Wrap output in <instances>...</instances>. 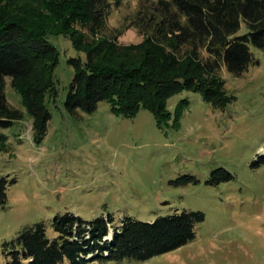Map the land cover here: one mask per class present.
Here are the masks:
<instances>
[{
    "label": "rangeland",
    "instance_id": "obj_1",
    "mask_svg": "<svg viewBox=\"0 0 264 264\" xmlns=\"http://www.w3.org/2000/svg\"><path fill=\"white\" fill-rule=\"evenodd\" d=\"M42 1L23 0L20 6L41 11ZM140 9V0H122L121 7H113L104 35L117 36L122 45L142 42ZM246 32L243 26L241 34ZM49 41L59 61L56 96L48 102L52 119L41 142L34 139L33 119L21 94L6 78L7 100L23 118L0 127L5 137L0 140V178L8 180L7 200L0 202V264H7L4 242L24 229L43 223L54 237L57 215L72 213L91 221L110 214L115 222L125 217L154 222L183 211L205 214L193 241L144 262L106 264H264V160L253 166L264 156V52L252 47L260 64L240 77L221 69L225 90L236 97L225 109L200 93L184 91L169 99L171 118L160 128L145 108L131 118L115 114L108 102L92 114L69 113L65 102L75 71L68 61L86 55L65 36ZM183 100L189 104L180 110ZM218 168L234 179L209 185ZM184 176L199 183L175 184Z\"/></svg>",
    "mask_w": 264,
    "mask_h": 264
},
{
    "label": "trees",
    "instance_id": "obj_2",
    "mask_svg": "<svg viewBox=\"0 0 264 264\" xmlns=\"http://www.w3.org/2000/svg\"><path fill=\"white\" fill-rule=\"evenodd\" d=\"M21 1L0 0V127L10 128L23 118L7 100L10 78L33 119L36 142L47 134L49 97L56 96L59 52L50 36L69 38L86 55L85 60L68 61L75 71L65 102L69 113L92 114L108 102L115 114L131 118L145 108L160 128L171 118L169 99L184 91L200 93L206 102L225 109L236 97L225 90L221 69L240 77L260 64L252 47L264 52V0H140L144 39L128 45L104 35L113 7H121L122 0H43L41 11L20 6ZM243 26L247 32L241 34ZM188 104L181 101L179 109ZM260 160L264 156L253 166ZM233 179L218 168L207 183L216 186ZM7 181L0 178L1 203L7 200ZM181 182L199 180L184 176L175 184ZM205 218L200 211H183L154 222L132 217L115 222L110 214L87 221L67 213L53 219L54 237L37 223L4 242L3 253L7 264L144 262L193 241Z\"/></svg>",
    "mask_w": 264,
    "mask_h": 264
}]
</instances>
